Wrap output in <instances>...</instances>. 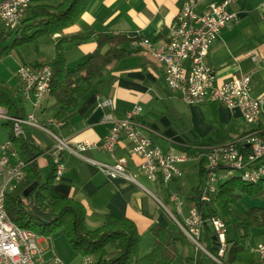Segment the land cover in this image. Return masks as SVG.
I'll return each instance as SVG.
<instances>
[{
	"label": "crops",
	"instance_id": "obj_1",
	"mask_svg": "<svg viewBox=\"0 0 264 264\" xmlns=\"http://www.w3.org/2000/svg\"><path fill=\"white\" fill-rule=\"evenodd\" d=\"M179 5L180 0H91L80 20L64 31L68 34L82 33L86 37L68 44L67 48L75 54L93 51L100 33H123L138 39L148 36L159 42L163 41L175 20ZM229 8L238 13V19L221 29L211 46L208 61L216 69L217 84L250 72L252 93L255 96L261 95L264 93V0H238ZM40 38L34 42L32 55L24 49L22 55L25 54V57L13 53L19 52L28 43L12 50L11 55L15 54L17 59L14 70L22 63L53 61L56 51L54 56L48 58L43 50L45 45L39 41ZM131 49V54L105 70L104 77L109 82L108 86L101 91L91 86L73 114L70 116L57 114L58 108L50 107L53 99L49 96L41 101L40 107L36 110L37 118L50 124L57 134L67 138L72 144L85 141L98 143L108 133L112 119L125 118L127 112L138 103L142 106L141 113L137 115L142 131L153 137L160 148L178 154H188L185 148L192 140L225 142L247 128L248 125L238 107H229L216 100L201 104L183 101L166 85L161 65L139 46L132 44ZM83 59L84 56L74 61L72 67ZM15 74L14 71V77ZM17 79L16 83L10 86L16 93H20ZM107 99L112 100L113 106L103 104ZM23 102L26 106L25 101ZM26 110L30 111L27 107ZM52 118L63 121L64 124L50 123L49 120ZM6 121L3 119L1 122L4 127L0 125V142L9 138ZM179 124L185 129H181ZM24 129L41 147L50 148L56 142L51 134L40 127L24 125ZM63 157L67 169L62 177L56 178L49 185L48 192L70 196L83 202L88 209L87 224L90 228L101 225L105 215L110 213L131 218L141 233L147 232L155 222L167 226L173 219L170 212L174 213V209L176 212L177 207L169 199L172 192L180 195L183 200V214L187 213L189 207L195 204L193 196H189V188L195 191L194 188L197 186L193 185L191 179L190 161L194 160L198 168L204 163V158L190 155L188 160L180 163L183 170L180 177L168 182L151 181L141 172L140 158L133 153L131 143L125 135L121 137L112 153L98 148L78 153L65 150ZM120 157L128 159L127 166L133 178L111 177L92 161L94 159L114 163ZM37 162L41 181L45 182L52 171L51 155L48 152L40 154ZM162 202L169 210L162 206ZM253 206L256 204L253 205L252 202L251 207ZM255 236L260 239L258 242L263 241V230L259 227L253 228L247 241ZM233 238L235 232L227 236L230 248ZM205 242L207 243L206 238ZM193 244L192 240L186 237L184 243L180 245L177 257L182 258L184 264H189L188 261L191 260L203 264V258L197 257L196 253L193 256L188 254L187 249L191 246L198 249ZM203 244L207 248L206 244ZM252 251L257 256L252 262L242 261L243 264H262L259 254ZM238 261L233 264H238Z\"/></svg>",
	"mask_w": 264,
	"mask_h": 264
},
{
	"label": "built area",
	"instance_id": "obj_2",
	"mask_svg": "<svg viewBox=\"0 0 264 264\" xmlns=\"http://www.w3.org/2000/svg\"><path fill=\"white\" fill-rule=\"evenodd\" d=\"M237 1L180 0L175 20L163 41L144 36L133 42L161 65L166 85L183 101L201 104L216 100L229 107H238L248 125L233 139L205 146L204 150L195 154L198 158H204V181L198 195V201L204 204L212 203L220 184L235 172L247 183L264 179V93L253 95L250 72L217 84L216 69L208 61L211 46L221 29L238 19V13L229 8ZM30 5L31 0H0V33L16 31L25 16V9ZM53 71V62L19 64L15 73L20 82V95L24 101L31 103L32 109L25 117H15L0 106V118L13 122L15 136L24 134V125H31L44 129L56 139L46 152L51 155L57 178L62 177L67 169L63 157L65 150L78 153L98 148L112 153L123 135L131 143L133 153L140 158L139 168L149 180L168 182L183 174L180 163L188 160L190 155L164 150L154 142L153 137L145 134L137 120V115L142 111L138 103L127 112L125 118L112 119L108 133L98 143L85 141L72 144L57 134L50 124L41 122L36 110L41 101L51 95ZM103 104L113 106L111 99ZM49 122L64 124L55 118ZM92 161L111 177L133 178L126 157H120L114 163ZM27 164L28 161L20 156L11 138L0 143V264H99L98 256L94 253L82 255L75 263L57 254L46 259L44 253L50 247L49 244L46 248L42 246L46 237L21 227L9 216L5 206L6 195L24 178ZM169 199L177 207L176 213L170 212L172 218L187 237L216 262L225 264L222 258L230 248L225 220L219 215L204 216L197 204L191 205L183 214V200L177 192L170 193ZM162 206L169 210L163 202ZM206 227L216 235L217 254L211 253L201 241ZM251 249L259 254L264 264V240ZM104 264L117 263L106 257Z\"/></svg>",
	"mask_w": 264,
	"mask_h": 264
},
{
	"label": "trees",
	"instance_id": "obj_3",
	"mask_svg": "<svg viewBox=\"0 0 264 264\" xmlns=\"http://www.w3.org/2000/svg\"><path fill=\"white\" fill-rule=\"evenodd\" d=\"M90 2L91 0H60L56 4L30 5L25 9V16L16 31L0 33V59L10 54L15 47L35 42L44 35L54 43L56 55L52 61L54 71L50 96L53 103L50 107H57V114L62 116L73 114L91 86L97 91L105 89L109 84L104 77L105 70L131 54L133 42L139 40L123 33H100L93 51L75 54L67 48L68 44L86 37L82 33L68 34L64 31L80 20ZM13 33L15 36L10 39ZM82 56L84 59L72 67L74 61ZM23 101L20 93L0 83V106L5 107L9 115L25 117L27 110ZM5 124L9 130V138L14 141L20 156L28 161L24 178L6 195V210L14 222L45 237L61 230L76 252L81 255L96 254L99 264H104L106 257L117 264H169L179 255L180 245L187 235L174 219L167 226L155 222L147 232L141 233L131 218L107 213L101 225L90 228L87 224L88 209L83 202L47 191L57 178L54 166L46 181H41L37 157L49 148L38 145L25 129L24 134L15 136L11 120H7ZM178 126L185 129L182 124ZM213 143L208 139H196L187 143L185 149L193 156ZM204 174L203 166L199 165L201 181L194 188V203L204 216L219 215L234 230L235 238L231 240L228 257V261L234 263L238 252L244 248L241 238H249L255 227L264 232L263 207L253 206L247 213L237 214L234 206L245 194L263 195L264 179L254 184L232 175L220 184L212 203L204 204L198 201ZM33 181H37L36 187L25 195L24 189ZM204 234L207 248L217 254L214 232L206 227Z\"/></svg>",
	"mask_w": 264,
	"mask_h": 264
},
{
	"label": "rangeland",
	"instance_id": "obj_4",
	"mask_svg": "<svg viewBox=\"0 0 264 264\" xmlns=\"http://www.w3.org/2000/svg\"><path fill=\"white\" fill-rule=\"evenodd\" d=\"M59 1L60 0H31V5L38 4V3L56 4ZM14 36H15L14 33L11 34L10 39H12ZM39 41L41 43H43V45H45L43 48L45 55L48 58H51L52 56H54V54H55L54 43L45 35L41 36ZM34 45H35L34 42L28 43V45L25 46V48H22L21 50H19V52H13V53H16L19 56L25 57V54L22 55V50L24 49L32 55L34 53V50H33ZM19 47H21V46H19ZM15 48H18V47H15ZM11 53L3 56L0 59V83L5 84L9 87H11L10 85H14V83H16V79H17L16 74H15L16 79L14 77V71L17 68V67H15V70H14V66H15V61L17 59H16L15 54L11 55ZM17 81H18V85L20 87V82L18 79H17ZM25 103H26L27 109L31 110L32 109L31 103L29 101H25ZM2 121H3V119L0 118V123ZM0 125L3 126L2 123ZM194 163H195L194 160L190 161V165H191L190 175H191V179L193 181V185H198L200 183L201 179L199 177L200 175H199L198 165L194 164ZM235 175H237L236 172H235ZM239 179L241 181H243L241 178H239ZM254 184H256V183H254ZM194 195H195V191L192 190V188L190 187L189 188V196H194ZM252 202H253V205L256 204V206H263L264 207V194L260 195V196H252L249 194L243 195L239 199V201L236 203V205L234 206L235 212L238 214V213L244 212V210H246V212H244V213H247L252 206ZM173 211H174V213H176L175 209ZM226 233H227V236L233 235L234 230L230 226H227V232ZM263 238L264 237H262V239ZM259 240L260 239H258L257 236L252 237L249 241H247V238H241V242L244 244V248L238 252V255H237L239 258V259L237 258V260H239L238 264H243L242 261H251L252 262V260L257 255L255 254V252L252 251L251 247L255 246ZM201 241H202V243H205L207 246V243L205 242L204 234L202 236ZM47 244H49L50 247L47 248V251H45V253H44V257L46 259H49L56 254L61 256L66 261H69L72 263L78 262L81 259L82 255L80 253L76 252L70 246V244L66 240V238H65V236L61 230L56 234H53L49 237H46V239L42 242V246L46 248ZM109 248L111 249L112 246H109ZM187 252H188V254H190L192 256L196 253L197 257L203 258V260H202L203 264H222L219 262H214L215 260L209 254H207L205 252V250H203L201 248L196 249L195 246H191L190 248L187 249ZM228 257H229V252H227V254L222 258L224 260L225 264H230V262L228 261ZM188 263L189 264H197L195 262V260L188 261ZM169 264H184V262H183L182 258L177 257Z\"/></svg>",
	"mask_w": 264,
	"mask_h": 264
},
{
	"label": "water",
	"instance_id": "obj_5",
	"mask_svg": "<svg viewBox=\"0 0 264 264\" xmlns=\"http://www.w3.org/2000/svg\"><path fill=\"white\" fill-rule=\"evenodd\" d=\"M37 185V181H33L31 184H29L25 189H24V194L28 195ZM214 241L216 242V235H213ZM215 248H217V245L215 244Z\"/></svg>",
	"mask_w": 264,
	"mask_h": 264
}]
</instances>
